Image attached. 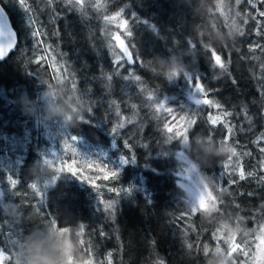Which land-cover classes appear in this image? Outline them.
Masks as SVG:
<instances>
[{
  "label": "trees",
  "instance_id": "16d2710c",
  "mask_svg": "<svg viewBox=\"0 0 264 264\" xmlns=\"http://www.w3.org/2000/svg\"><path fill=\"white\" fill-rule=\"evenodd\" d=\"M18 2L0 0L18 39L0 62V249H10L12 264H27L28 244L38 241L49 249L51 264H77L81 238L92 249L85 264H108L109 252L112 264H222L226 234L240 239L247 233L248 240L250 230L264 222L258 167L264 141L254 143L264 135V51L249 53L250 45L264 46V23L261 36L255 35V20L243 23L246 13L264 11V3L254 0L257 9H251L235 0H105V9L88 6L81 12L69 10L63 0L52 7L47 0H26L31 11L25 12ZM119 10L118 21L126 20L131 33H123L125 44L138 59H120L117 68L113 24L103 17ZM29 18L35 21L31 27ZM214 52L224 67L220 60L213 67ZM193 79L221 108L199 104L185 115L197 123L180 143L174 135L168 138L163 125L184 115ZM48 91L71 134L116 162L126 161L116 179L93 187L70 173L60 177L41 122V98ZM149 93L165 101L172 115L155 113ZM225 110L231 115L224 116ZM209 115L221 122L211 125ZM224 124L233 126L231 138ZM180 150L208 185L212 211L190 208L177 183ZM9 177L17 181L15 188ZM53 219L61 228H54Z\"/></svg>",
  "mask_w": 264,
  "mask_h": 264
},
{
  "label": "rangeland",
  "instance_id": "374dc122",
  "mask_svg": "<svg viewBox=\"0 0 264 264\" xmlns=\"http://www.w3.org/2000/svg\"><path fill=\"white\" fill-rule=\"evenodd\" d=\"M118 23V19L117 21H114L112 23V35L120 34L122 39H124V32L118 28ZM112 44L116 58H124L130 63L131 61H129L127 57H123V54L116 46L114 40H112ZM51 57L55 59L53 55H51ZM60 79L62 78H59V80ZM204 95L205 93L197 91L193 86L192 90L187 93L186 99L188 101V106H186V109L182 111V113L184 114L183 116H189L193 110H196V107L199 106L196 101L199 99H203ZM159 102L165 103V101L163 100ZM41 103L43 111L41 115V122L45 129V135L50 141V152L53 154L52 159H55L56 161V169L61 167V161L68 164H71L73 161H75V167L77 168L78 174L77 176H75V178L81 179L88 184H90V181H93L96 185L99 184V181L104 180V174L102 172H99L95 167L90 169L88 167L89 163L100 164L108 170L115 171L118 175L121 170V167L126 163V161L124 159H121L119 162H116L102 148H99L98 146L92 144H87L83 141L82 138L71 134L67 128L65 118L60 112L59 107L57 106L55 94L53 91L44 92L41 98ZM179 124L181 125V128L177 129L173 137L179 138L181 143L183 139H185L186 132L184 131V129L187 127V121L182 119L181 121H179ZM173 128H176V125H173ZM73 137H75V139H72ZM72 149H75V152H73ZM178 159L181 163V167L178 173L176 174L177 183L183 190L190 208L193 210H203L206 212L212 211L215 207L214 197H212L211 191L208 185L206 184L202 174L194 165V163L188 158L187 154L183 152V150H180L178 152ZM58 173L60 174L61 178H65V176L68 174L67 171ZM84 177H87V180H85ZM109 180L113 179L110 178ZM139 181V188L143 195L147 197L149 194L146 191L143 178L140 177ZM261 224H264V222ZM255 229L256 232L250 236V239H248L250 241H254L253 251H255L256 244L259 243V240H256L255 237L260 235L257 226ZM246 234L247 233H242L240 235V239H237V237L231 235V232H228L226 234V238H228V242L226 244L228 250L227 254H225L222 258V264H227L228 261L230 262V264H235V258L232 255V253L236 249L235 239L240 242H243L246 240V238H244ZM78 246L80 248H78L77 250V254L75 256V263L85 264L89 259V254H87L85 246H82L81 238H79L78 240ZM261 259L262 257L258 252L257 261H260ZM249 264H252V261H249Z\"/></svg>",
  "mask_w": 264,
  "mask_h": 264
},
{
  "label": "snow or ice",
  "instance_id": "6c2138e0",
  "mask_svg": "<svg viewBox=\"0 0 264 264\" xmlns=\"http://www.w3.org/2000/svg\"><path fill=\"white\" fill-rule=\"evenodd\" d=\"M57 2V0H47L48 3V7H52L55 3ZM260 3H264V0H259ZM63 3L65 4L66 7H68L69 10H78L83 12L84 9L88 6H90L92 9H95L97 11L105 9L106 8V2L105 0H95L94 3H91L90 5L86 4V0H63ZM241 3H247L248 5H250L251 9H257V3L254 2V0H235V4L236 6L241 5ZM19 7L24 10L25 12H30L31 9L29 7V4L26 3V0H19ZM53 11H55V9L53 8ZM240 15L241 12L239 11ZM58 15V13H57ZM248 18L243 19V23L245 25H247L249 23V19L255 20L256 24H257V30L255 31V35L256 36H261V30H260V25L262 23H264V20H262L261 18H264V11H258L256 16H252L250 13H246L245 14ZM121 15V11H117L115 13V15L109 16V15H104L103 19L105 24H112L114 21H117L118 18H120ZM29 26L31 27L35 21L32 20L31 18H29ZM118 28L121 29L124 34H126L127 36H130L131 33L128 31V25L126 20L124 19H119V23H118ZM33 36H39L40 33L38 31H34ZM245 32L242 31L240 33V36H244ZM111 39L115 41L116 46L119 48L120 52L123 54V57H130V51H129V47L126 46L125 44V40L122 39L120 34H113L111 36ZM0 40H2L3 42H0V58H3V56L13 47V44L15 42L14 40V35L12 33V30L10 29V27L8 26L7 23V19L5 17V14L2 10V8H0ZM256 50H261L264 51V46H261L260 44H256V45H250L249 47V53H253ZM214 64L213 67H215V61L216 60H220L221 64L219 65L220 67H224L225 63L222 62L221 56L219 54H217V52L211 53ZM120 57L116 58V60L114 61V63L116 64L117 68H120L122 65L120 63ZM131 59L133 61H135L136 59H138L135 56H131ZM261 68L264 69V65H261ZM55 76V74H54ZM133 79L140 81V76L138 75H133L132 77ZM188 78V77H185ZM193 86L194 88L201 92V93H205L206 90L203 87V85L201 84L200 81L193 79ZM261 95L264 96V90L261 91ZM153 96L154 93H149L147 96V100L150 102H153L152 104L149 105V107H153L155 110V113L157 111L162 112H166L169 115H172L173 110L170 107H166L165 104L163 102H156L153 100ZM196 103L198 104H203L205 106H209V107H213L216 109H220L221 105L219 103H216L215 101H213L210 98H207L204 95L203 99H199L196 101ZM231 113L227 112L226 110L224 111V116H230ZM193 117L197 116V113H193L192 114ZM245 117L246 119H248L249 121H251V118L247 116V112L245 110ZM157 118H159V116H157ZM182 119H185L187 121V127L184 129V131L186 132L187 135H189L190 130L194 127V125L197 123V119L196 118H186L184 116H179L178 119L176 117H173V120L175 121V123H168L165 122L163 125L164 131H166V133H168V138H171L175 132L177 131V129L181 128V125L179 124V121H181ZM208 121L210 122L211 125L216 126L218 123L221 122V117L220 116H208ZM173 125H176V128H173ZM120 127L122 128L123 125L121 124ZM225 129L228 132V138H231V134L234 131L233 126L231 124H224ZM113 132H116V129L113 128ZM189 137H191L189 135ZM212 139L214 140V136H212ZM72 139H75V137H73ZM261 141H264V135H261L260 137L257 138L256 141H254V143L259 144ZM172 142H175V140H173ZM127 147V144L125 145ZM67 147V145H66ZM261 153H264V146H260L258 149ZM73 152H75V149H72ZM247 155H251V153H247ZM236 156V155H235ZM123 160V158H122ZM76 162L73 161L71 164L68 163H64L63 161H61V167H59L57 169L58 172H65L67 171L68 173H71L74 176H77V168L75 167ZM88 167L91 169L93 167H95L99 172H102L103 175V179L104 180H109L111 179H116V172L115 171H111L106 169L104 166L100 165V164H95V163H89ZM225 168L228 167V165L224 166ZM259 169H260V173H259V178L261 181H264V161H260L259 165H258ZM248 175H253V173H248ZM55 176L53 177V179L55 180ZM79 178V177H78ZM85 180H87V177H84ZM239 179L240 180H244L246 179V175L245 172L243 171V169L241 168L239 171ZM8 183L9 185H11L13 188L16 187L17 181L11 177L8 178ZM93 187H96L97 185L95 184V182L90 181L89 182ZM236 180L235 178H233L232 180V184H235ZM231 185H229L230 187ZM30 187L33 190H37V186L35 184H31ZM223 188V187H222ZM109 191H113V192H117L116 189L111 188L109 189ZM123 192H126L128 190L126 189H122ZM119 194V193H117ZM249 195H252V193H249ZM114 201L106 203L104 205L105 209H111L113 206ZM236 207L238 208L239 205H236ZM196 214H199L198 212ZM188 215H192L191 212L188 213ZM50 223L54 226V228H61L58 226L57 221L56 220H51ZM258 231L260 233V235L256 236L255 239L259 240V243L256 244L255 246V251H253V243L254 241H250V240H245L243 242L240 241H235V245H236V249L235 251L232 253L233 257L235 258V264H249V261H252V264H264V224H258ZM79 228L84 231V225H79ZM256 229H251L250 230V234L251 233H255ZM101 235H103V233H101ZM213 238L214 240H218V237L216 236V234H213ZM10 244H14V241H9ZM192 245H189V248H191ZM205 248V245L203 247V250ZM87 251L92 253V249L91 248H87ZM259 252V254L261 255L262 259L260 261H257V253ZM108 257H109V261L108 264H112L111 262V257H112V253L109 252L108 253ZM0 264H12V260H11V253H10V249H7V251H5L4 249H0ZM161 264H163V262L161 261Z\"/></svg>",
  "mask_w": 264,
  "mask_h": 264
},
{
  "label": "clouds",
  "instance_id": "9594fccd",
  "mask_svg": "<svg viewBox=\"0 0 264 264\" xmlns=\"http://www.w3.org/2000/svg\"><path fill=\"white\" fill-rule=\"evenodd\" d=\"M28 248L29 255L27 264H51L50 258L48 256L49 249L44 248L40 242L30 241Z\"/></svg>",
  "mask_w": 264,
  "mask_h": 264
},
{
  "label": "water",
  "instance_id": "95a60500",
  "mask_svg": "<svg viewBox=\"0 0 264 264\" xmlns=\"http://www.w3.org/2000/svg\"><path fill=\"white\" fill-rule=\"evenodd\" d=\"M0 8H2V10H3L4 14H5V17L7 19L8 26L12 30V33L14 35V40H15V42L13 44V47L3 56V58H0V62H2L3 60H5L11 54V52L13 51V49L16 47V44H17V40L18 39H17V33H16V31H15L12 23H11V20H10V18L8 16L7 12L5 11V9L1 6V4H0ZM0 42H3V41L0 40ZM127 59L130 61V57H127Z\"/></svg>",
  "mask_w": 264,
  "mask_h": 264
}]
</instances>
